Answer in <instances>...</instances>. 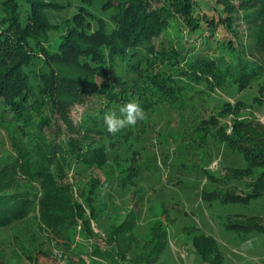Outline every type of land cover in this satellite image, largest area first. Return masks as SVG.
<instances>
[{
	"label": "rangeland",
	"instance_id": "1",
	"mask_svg": "<svg viewBox=\"0 0 264 264\" xmlns=\"http://www.w3.org/2000/svg\"><path fill=\"white\" fill-rule=\"evenodd\" d=\"M35 1L32 5L30 0H0V22L6 19L2 10L9 5L24 28L36 20L46 26L48 39H41V46L34 39L26 41L35 56L26 71L37 90L39 76L50 74L47 55L60 53L63 36L75 25L81 7L103 19L110 31L119 0ZM189 2L201 21L192 35L183 27L188 56L211 54L224 44L222 62L230 63L241 54L264 67L260 47L264 0H233L231 4L237 6H253L238 11L220 5L219 0ZM66 65L59 63L66 74L83 77L73 72L78 71L74 64ZM210 82V86L207 80L196 83L188 93L191 99L159 104L143 121L124 129L129 136L110 135L103 127L96 144L105 145L106 163L89 166L74 160L66 170L63 188H69L71 201L79 204V209L69 212L75 215L70 223L59 224L61 228L54 232L46 223L49 217L44 220L37 210L0 228V264H264V194L248 205L225 201L228 194L247 196L253 191L251 184L263 180L259 176L264 173L263 155L250 172L237 169L248 165L243 154L247 137L264 145V72L246 87L227 78L222 86H216L213 78ZM97 83L103 79L97 77ZM89 98L71 110L78 128L84 115L92 114L93 105H98ZM3 108L0 99V190L10 195L40 190L13 164L18 152L7 130L11 115H4ZM59 127L54 123L49 128L56 133ZM63 130L70 128L62 125L56 133L59 140ZM21 144L28 147L24 140ZM247 148L258 155L251 143ZM251 228L255 230L249 233L240 230ZM198 234L211 237L219 247L200 240ZM195 241L206 246L205 259L198 255Z\"/></svg>",
	"mask_w": 264,
	"mask_h": 264
},
{
	"label": "trees",
	"instance_id": "2",
	"mask_svg": "<svg viewBox=\"0 0 264 264\" xmlns=\"http://www.w3.org/2000/svg\"><path fill=\"white\" fill-rule=\"evenodd\" d=\"M30 1L32 5L36 4L35 0ZM232 2L219 0L220 5L231 11L253 7L237 6L236 2ZM117 8L119 11L113 22L115 27L109 31L103 19H96L92 12L81 7L74 17L75 25L63 36L60 53L47 55L50 74L39 76L41 86L37 90L31 73L26 71L35 57L26 41L31 38L41 46V39H48L46 26L43 21L36 20L35 24H28L24 28L13 17L9 5H5L2 10L4 16L7 15L0 22L2 112L11 115L7 130L10 129L9 134L18 152L13 164L40 190L33 188L32 191L23 190L10 195L1 189L0 228L9 227L37 210H40L44 220L49 217L46 223L54 232L61 228L59 224L63 226L70 223L75 215L69 212L79 209V204L71 201V193H67L69 188H63L66 170L74 160L89 166L106 163L108 155L105 145L96 144L99 135L104 132L105 113L116 112L119 115L122 105L137 101L148 116L161 103L191 99L188 93L203 80H207L210 86V78H213L216 86H222L227 78L240 87H246L264 72L263 64L245 60L241 54L230 63L222 62L224 59L220 57L223 56L224 44L216 46L211 54L205 53L195 59L188 56L183 42V27H188L186 34L192 35L198 31L201 21L189 0H119ZM35 13L34 8L32 15L36 18ZM263 15L264 12L260 16ZM86 17L90 20L86 21ZM93 21L97 22L95 28ZM172 31L175 39L171 37ZM164 36H167L166 41H163ZM205 43L210 45L209 41ZM260 47L264 50V31L260 35ZM106 49L109 50L108 55H105ZM60 62L65 67L67 63L70 66L74 64L78 71L72 69L73 72L81 73L83 77L75 78L66 74L63 67H59ZM97 77L102 78L103 83H97ZM89 97L95 98L98 105H93L92 114L84 115L78 128L72 120L71 110L77 104L89 100ZM54 123L60 126L56 133L61 132L62 125L70 128L63 130L64 137L61 140L49 128ZM118 135L121 138L122 135L129 136L130 132L123 129ZM21 140L28 147L22 146ZM244 142L247 145L251 143L258 152V155L252 154L247 145L244 147L243 154L248 165L245 169L237 170L248 173L258 166L255 164L259 157L264 156V145L250 142L248 137ZM27 153H33L31 158ZM261 163L263 166L264 159ZM259 176L264 180V173H259ZM263 180L251 184L253 191L247 196L227 193L229 196H225V201L248 205L252 199L264 194ZM60 186L63 191L59 190ZM240 230L249 233L255 228ZM198 235L200 240L204 238L218 246L211 237ZM194 246L198 255L205 259L206 246L196 241Z\"/></svg>",
	"mask_w": 264,
	"mask_h": 264
},
{
	"label": "clouds",
	"instance_id": "3",
	"mask_svg": "<svg viewBox=\"0 0 264 264\" xmlns=\"http://www.w3.org/2000/svg\"><path fill=\"white\" fill-rule=\"evenodd\" d=\"M147 116L145 110L137 101H129L116 112H107L103 117L106 132L115 136L117 133L129 126H135L138 121H143Z\"/></svg>",
	"mask_w": 264,
	"mask_h": 264
}]
</instances>
